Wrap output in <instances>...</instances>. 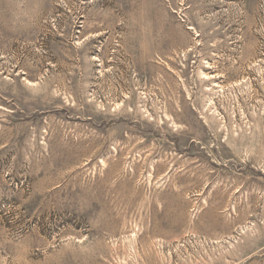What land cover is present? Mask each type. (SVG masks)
Segmentation results:
<instances>
[{
    "label": "rangeland",
    "instance_id": "1",
    "mask_svg": "<svg viewBox=\"0 0 264 264\" xmlns=\"http://www.w3.org/2000/svg\"><path fill=\"white\" fill-rule=\"evenodd\" d=\"M0 264H264V0H0Z\"/></svg>",
    "mask_w": 264,
    "mask_h": 264
}]
</instances>
